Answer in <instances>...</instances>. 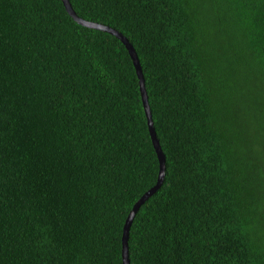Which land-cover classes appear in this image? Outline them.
I'll list each match as a JSON object with an SVG mask.
<instances>
[{"label":"trees","instance_id":"obj_1","mask_svg":"<svg viewBox=\"0 0 264 264\" xmlns=\"http://www.w3.org/2000/svg\"><path fill=\"white\" fill-rule=\"evenodd\" d=\"M123 34L166 157L130 264H264V0H70ZM124 43L0 0V264H123L158 182Z\"/></svg>","mask_w":264,"mask_h":264},{"label":"water","instance_id":"obj_2","mask_svg":"<svg viewBox=\"0 0 264 264\" xmlns=\"http://www.w3.org/2000/svg\"><path fill=\"white\" fill-rule=\"evenodd\" d=\"M64 3V6L67 10V12L81 25L91 27L94 29L102 30L105 32H109L113 35H115L117 38H119L126 48L129 51V54L134 62V66L136 68V72L140 81V90L142 94V101L145 109V113L147 116L148 120V126H149V131L151 135V139L153 142V146L156 150L159 163H160V170H159V177H158V182L157 184L149 189L142 197L141 199L134 205L133 209L131 210L130 214L128 215L125 225H124V230H123V237H122V256H123V264H130V259H129V234H130V228L133 223V220L135 218L136 213L139 211L141 208L142 204L148 200L162 185L164 177H165V171H166V157L165 154L162 150V147L160 145V141L157 137L156 130L154 128V123L152 119V112L150 110V105H149V100H148V95L146 92V86H145V79L142 71V67L138 58V55L132 46V44L129 42V40L121 33L116 31L115 29H112L108 26L90 22L87 20H84L83 18L79 17L77 13L74 11L72 4L70 3V0H62Z\"/></svg>","mask_w":264,"mask_h":264}]
</instances>
